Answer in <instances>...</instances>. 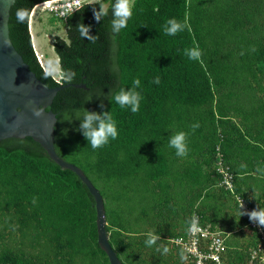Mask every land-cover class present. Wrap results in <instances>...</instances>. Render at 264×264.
Returning a JSON list of instances; mask_svg holds the SVG:
<instances>
[{"label":"rangeland","instance_id":"rangeland-1","mask_svg":"<svg viewBox=\"0 0 264 264\" xmlns=\"http://www.w3.org/2000/svg\"><path fill=\"white\" fill-rule=\"evenodd\" d=\"M196 4L186 0L185 19L198 11ZM204 4L210 18L208 53L212 55L211 41L221 42L217 55L209 58L229 55L237 66L239 34L264 50V0H204ZM63 18L35 4L28 20L36 59L57 81L62 73L52 41L56 36L66 38ZM252 70L254 77L235 84L206 80L201 87L203 101L172 105L158 138L145 131L149 147L163 154L164 171L156 177L145 158L139 167L131 163L127 175L106 177L95 167L94 153L89 155L74 139L63 142L61 155L66 161L91 167L89 174L103 195L108 236L124 262L181 264L169 238L183 232L198 213L223 236L227 264H264V228L241 215L264 207V57ZM194 124L199 127L193 131ZM181 131L187 134L184 157L168 144L169 137ZM149 233L157 237L151 247L145 243ZM61 254L45 239H32L27 230L23 233L16 212L0 209V264H88L82 263L81 255L68 259ZM103 258L99 253V264H106Z\"/></svg>","mask_w":264,"mask_h":264},{"label":"trees","instance_id":"trees-1","mask_svg":"<svg viewBox=\"0 0 264 264\" xmlns=\"http://www.w3.org/2000/svg\"><path fill=\"white\" fill-rule=\"evenodd\" d=\"M99 1L85 2L80 6ZM195 1L197 4L194 9L198 11L187 19L184 17L186 0L133 1L132 17L127 27L122 29L119 89H131L133 80L139 78L140 87L136 91L142 97L140 110L134 114L130 109H122L115 104L111 97L118 89L101 110L111 113L118 129V138L93 150L82 134L71 135L59 143L56 150L60 155L63 142L74 139L79 145L86 147L89 155L94 153V165L106 177L127 175L133 169L131 163L139 167L144 158L143 162L151 163V175L156 177L164 171L163 154L159 149L149 147L151 140L144 139L145 131L148 130L150 137L158 138L159 131L164 129L169 120L172 105L194 106L203 101L201 87L206 80L215 84L225 83L227 80L234 83L240 78L255 76L252 65L264 57V50L251 46L241 34L236 36L241 51L238 67L232 64L229 55L209 58L217 55L216 50L221 42L211 41L213 50L210 55L207 51L210 18L204 0ZM39 2L34 3L31 9ZM76 9L63 18L66 38L56 36L52 41L57 55L56 38L65 45L72 44L67 28L69 16ZM173 18L181 23L187 21L191 31L185 29L174 36L165 35L164 25ZM26 27L30 41L28 21ZM230 35L234 36V33ZM195 46L202 52V62L191 60L185 55V49ZM39 66L44 75L48 74L50 81L57 84L67 82L63 78L55 80L40 64ZM60 69L61 73L65 72L62 67ZM157 76L160 78L159 84L153 83ZM120 156L126 160L123 161ZM78 165L97 186L89 174L91 167L79 162ZM263 174L264 171L261 175ZM0 209L16 212L17 222L23 233L27 230L32 234V239H45L62 253V257L69 259L81 255L82 263L99 264L100 253L104 257L103 261L109 264L106 254L97 243L92 195L73 171L59 167L49 157L33 156L20 148L5 151L4 147H0ZM105 228L108 233L107 224ZM108 238L111 243L109 236ZM122 262L129 264L123 260Z\"/></svg>","mask_w":264,"mask_h":264},{"label":"water","instance_id":"water-1","mask_svg":"<svg viewBox=\"0 0 264 264\" xmlns=\"http://www.w3.org/2000/svg\"><path fill=\"white\" fill-rule=\"evenodd\" d=\"M39 1L0 0V147L49 157L59 167L73 171L94 199L99 247L109 264H124L109 242L103 195L81 167L66 161L56 150L68 136L82 134L77 129L83 110L101 113L119 89L122 30L117 35L110 29L114 0L80 6L69 16L67 31L72 44L65 45L56 38L55 48L60 67L71 69L75 77L58 84L43 74L31 48L26 22L16 20L17 9L30 11ZM101 3L108 15L97 21L93 10H99ZM79 23L90 26L89 35L98 37L95 43L80 37L76 29ZM38 110L39 116L34 114ZM65 113L68 119H63Z\"/></svg>","mask_w":264,"mask_h":264},{"label":"clouds","instance_id":"clouds-1","mask_svg":"<svg viewBox=\"0 0 264 264\" xmlns=\"http://www.w3.org/2000/svg\"><path fill=\"white\" fill-rule=\"evenodd\" d=\"M134 2L133 0H114V3L111 7V15L112 20L110 22L111 32L115 34H119L122 29L127 27L128 21L132 17L133 14ZM94 19L99 21L102 17L108 15V10H106L105 5L101 3L99 10H93ZM30 19V12L28 9L19 8L16 11V20L17 23H25ZM76 29L81 38H88L91 42L95 43L98 37H92L89 35L90 26L85 25L83 23H79L76 26ZM187 29L191 31V26L187 23V21L181 23L176 19H169L166 21L164 25V34L168 36H174L177 33L184 31ZM115 38V37H113ZM7 43V42H5ZM185 55L194 61H201L202 52L198 46H195L190 49H185ZM202 62V61H201ZM47 73H45V77H47ZM75 77V72L71 69L66 70L62 73V78L66 81H72ZM153 83L159 84L160 78L157 76L154 78ZM140 87L139 78L133 80L132 88L125 89L120 88L119 91L115 92L112 95V101L119 105L120 108H128L132 113H137L140 110L141 103V94L136 91L137 88ZM103 107V105H101ZM35 115H41V111H35ZM77 118H81V111H77ZM63 119H68L67 114H64ZM199 127V124L192 125L193 131ZM77 131L81 132L85 139L88 141V145L93 150L100 149L107 145L110 140H115L118 138V129L116 126V122L113 120L111 113L109 112H91L88 110H83V118L81 124ZM67 132V130H65ZM187 134L183 131L176 132L172 136L169 137V147L175 149L176 155L178 157H184L188 154V148L186 143ZM243 208V203L241 205V209ZM241 215H248L249 219L255 223L258 227L264 228V207H257L250 212L244 211L241 212ZM149 239L145 241L146 245L151 247L155 241L156 236L149 233Z\"/></svg>","mask_w":264,"mask_h":264},{"label":"built area","instance_id":"built-area-1","mask_svg":"<svg viewBox=\"0 0 264 264\" xmlns=\"http://www.w3.org/2000/svg\"><path fill=\"white\" fill-rule=\"evenodd\" d=\"M88 1L45 0L38 4L45 5L57 15L65 17ZM169 239L179 251L181 264H227L224 259L226 244L223 236L205 222L201 214L194 213L185 230Z\"/></svg>","mask_w":264,"mask_h":264},{"label":"flooded vegetation","instance_id":"flooded-vegetation-1","mask_svg":"<svg viewBox=\"0 0 264 264\" xmlns=\"http://www.w3.org/2000/svg\"><path fill=\"white\" fill-rule=\"evenodd\" d=\"M44 1H45V0H44ZM41 2H42V1H41ZM39 3H40V2H39ZM37 4H38V3H37ZM30 41H31V45H33V44H32V40H31V37H30ZM32 48H33V47H32ZM33 51H34V50H33Z\"/></svg>","mask_w":264,"mask_h":264}]
</instances>
